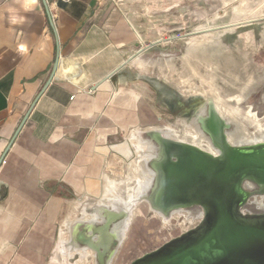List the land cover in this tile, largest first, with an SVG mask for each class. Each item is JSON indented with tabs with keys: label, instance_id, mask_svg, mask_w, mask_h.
I'll list each match as a JSON object with an SVG mask.
<instances>
[{
	"label": "crops",
	"instance_id": "0c3cea01",
	"mask_svg": "<svg viewBox=\"0 0 264 264\" xmlns=\"http://www.w3.org/2000/svg\"><path fill=\"white\" fill-rule=\"evenodd\" d=\"M186 3L0 0V264L51 263L71 204L98 199L123 136L155 122L135 68Z\"/></svg>",
	"mask_w": 264,
	"mask_h": 264
},
{
	"label": "rangeland",
	"instance_id": "374dc122",
	"mask_svg": "<svg viewBox=\"0 0 264 264\" xmlns=\"http://www.w3.org/2000/svg\"><path fill=\"white\" fill-rule=\"evenodd\" d=\"M186 4L187 19L177 26L178 31L173 32L175 35L264 19V0H235L227 6L218 0H187ZM138 63L135 68L138 77L148 81L154 89L153 103L157 119L153 124L141 125L123 136L124 142L119 150L122 156L112 163L104 175L101 196V191L93 196V199H98L92 202L77 199L71 204L60 224L57 246L49 264H98L92 250L83 261L73 245L75 248L83 246L78 237L80 233L87 232L85 221L89 219L88 213H91L94 204L99 201L106 204L120 195L124 197L128 189L143 180L142 167L137 159L140 156L135 154L134 141L130 140L133 133L139 132L143 140H150L148 130L163 126L174 129L190 144L193 133L185 128L181 120L193 118L189 103L191 97L203 101L213 96L226 107L238 111L236 117L239 121L251 108L264 124V20L214 33L169 40L145 52ZM243 125L252 131V127L246 123ZM150 163L147 166L150 167ZM260 195L253 193L243 210L264 212V195ZM257 200L263 206L259 207ZM147 208L146 204H141L138 209L128 213L133 220L122 242L113 248L116 252L111 264H131L196 227L201 221L195 219L190 223L184 217L175 215L168 223H163ZM186 209L193 214L201 210L197 206Z\"/></svg>",
	"mask_w": 264,
	"mask_h": 264
},
{
	"label": "water",
	"instance_id": "95a60500",
	"mask_svg": "<svg viewBox=\"0 0 264 264\" xmlns=\"http://www.w3.org/2000/svg\"><path fill=\"white\" fill-rule=\"evenodd\" d=\"M42 1L45 4V0ZM262 20H246L184 35L172 34L144 49L172 39L214 33ZM56 66L57 61L46 86ZM202 125L217 146V155L155 134L153 140L160 147V157L150 165L155 171L152 205L163 213L197 206L203 212L200 223L131 264H264V212L243 211L253 193L264 195V143L230 145L225 136L228 127L210 105ZM3 158L4 155L0 164ZM246 183L252 184L254 190H245ZM119 218V214L107 212L105 225L100 230L106 231ZM81 243L99 250L88 239ZM104 256L103 251H98V264H106Z\"/></svg>",
	"mask_w": 264,
	"mask_h": 264
},
{
	"label": "bare ground",
	"instance_id": "6f19581e",
	"mask_svg": "<svg viewBox=\"0 0 264 264\" xmlns=\"http://www.w3.org/2000/svg\"><path fill=\"white\" fill-rule=\"evenodd\" d=\"M189 103L190 108L192 109L193 118H189V120H181V123L185 126V128L190 129L193 133L190 145H193L210 155L218 154L217 146L212 142L202 125L203 119L207 117L209 105L214 107L217 114L226 123L228 128L225 130V136L230 145L244 146L264 143V124H261V122L257 119L256 114L252 112L251 108L248 110L247 114L242 117V121H239L236 117L238 111L226 107L225 104L215 99L213 96L203 101L197 97H191ZM243 123H246V125L250 126V128L252 127V131L247 130V127H245ZM233 125L234 129H232ZM155 134L162 135L163 137L171 140L186 143L174 129L163 126L148 130V135L151 138L150 140H143L139 132L133 133L130 140L134 141L133 145L136 149L135 154L140 156V158L137 159H139L140 167H142L141 171L143 172V180H140L141 182H138L137 186L128 189L124 197L120 195L106 204L100 201L94 204L91 208V213H88L89 219L85 221L87 232L79 234L78 238L80 242L81 240L88 239L98 247V251H103L105 253L104 257L106 264H111L116 252V249H110L111 241L116 239L118 243L122 242L133 220V216H128V213L138 209L141 204H146L148 207L147 209L153 211L155 215L159 216L163 223H168L169 219L175 215L184 217V219L188 220L190 223L195 219H202L203 212L201 210L197 214H193L188 209L177 208L168 213H163L152 205L151 193L155 183V171L151 168V166H147V164L149 161L152 163L160 157V147L153 140V136ZM137 155L135 156L138 157ZM244 189L247 191L254 190L252 184L250 183H246ZM256 202L259 207L263 206L261 201L257 200ZM107 212L119 214L120 218L114 220L108 229L103 231L100 229H103V226L105 225ZM63 242L64 240L62 242L60 241L61 244ZM82 244L83 246L80 248L77 246L75 248V245H73V249L78 253L81 260L84 261L87 258L89 250H92L94 252L93 256L97 258V250L93 249L88 244Z\"/></svg>",
	"mask_w": 264,
	"mask_h": 264
},
{
	"label": "flooded vegetation",
	"instance_id": "af4514ba",
	"mask_svg": "<svg viewBox=\"0 0 264 264\" xmlns=\"http://www.w3.org/2000/svg\"><path fill=\"white\" fill-rule=\"evenodd\" d=\"M185 104L187 105V103H185ZM187 107L189 108L188 105H187ZM188 110H189V109H188ZM186 111H187V110H186ZM117 244H118V241H117L116 239H113V240L111 241V247H110V249L113 250L114 247L116 248Z\"/></svg>",
	"mask_w": 264,
	"mask_h": 264
},
{
	"label": "built area",
	"instance_id": "2783aa9c",
	"mask_svg": "<svg viewBox=\"0 0 264 264\" xmlns=\"http://www.w3.org/2000/svg\"><path fill=\"white\" fill-rule=\"evenodd\" d=\"M245 213H250V212H246L245 210H243Z\"/></svg>",
	"mask_w": 264,
	"mask_h": 264
}]
</instances>
